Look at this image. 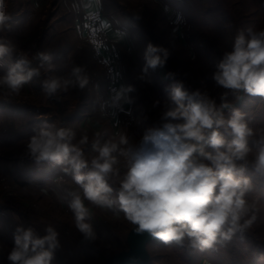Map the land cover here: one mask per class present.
<instances>
[{
    "label": "clouds",
    "instance_id": "1",
    "mask_svg": "<svg viewBox=\"0 0 264 264\" xmlns=\"http://www.w3.org/2000/svg\"><path fill=\"white\" fill-rule=\"evenodd\" d=\"M7 8V0H0V33L12 28ZM13 54L15 62L0 75V91L8 96L20 95L42 74L48 97L82 91L90 83L85 67L74 65L67 76H57L49 52L18 51L11 39L0 36V61ZM169 55L149 43L144 73L163 67ZM211 79L223 89L218 99L174 81L159 121L135 144L126 127L107 138L98 132L91 143L87 132L78 138L72 127L44 123L34 131L25 155L37 167L58 165L72 177L79 190H69L66 202L84 240L97 238L87 201L123 213L137 234L147 233L165 245L205 251L226 247L237 237L243 241L259 212L260 198L252 194L257 184L264 186V129L254 128L248 113L229 97L264 99V28H249L247 34L238 29ZM130 91L113 89L108 106L123 111L132 102ZM42 231L17 226L13 246L0 242V255L9 264H53L61 247L59 232L53 224ZM258 259L264 261V253Z\"/></svg>",
    "mask_w": 264,
    "mask_h": 264
},
{
    "label": "rangeland",
    "instance_id": "2",
    "mask_svg": "<svg viewBox=\"0 0 264 264\" xmlns=\"http://www.w3.org/2000/svg\"><path fill=\"white\" fill-rule=\"evenodd\" d=\"M57 2L7 0L12 28L0 36L11 39L18 51L56 53L52 62L57 66V76H67L74 65L85 67L90 83L82 91L73 89L61 93L59 98L48 97L42 91V74L25 85L18 96L0 91V197L13 213L22 214L21 223L12 222V242L2 243L9 249L13 246V233L19 225L33 226L43 235L45 225L53 224L61 244L53 264H104L110 256L128 249V237L135 226L123 213L86 201L97 238L84 240L74 227V216L66 202L69 190H79L72 177L63 174L58 165L37 167L25 155L28 139L44 123L72 127L78 138L87 132L90 143L98 132L101 138L115 134L111 118L100 114L106 99V71L94 58L85 36L76 30L66 32L68 24L58 22L57 17L64 19L68 10ZM102 3L104 13L126 39L119 50L124 80L132 89V110L138 116L136 125L128 128L132 144L157 124L174 81H183L189 90H207L218 99L223 89L215 86L211 74L223 52L231 49L236 31L242 29L247 34L249 28H264V0ZM75 11L80 17L83 14L77 4ZM22 14H28L27 19L15 20ZM149 43L162 46L170 55L163 67L144 73L143 54ZM15 59L13 54L0 61V75ZM229 100L248 113L254 128L264 129V99L244 96L236 101L230 96ZM157 101L160 103L156 104ZM86 117L87 121L79 122ZM252 195L260 198L259 212L243 241L237 237L218 250L192 251L186 245H165L155 240L147 245L142 264H264L258 259L264 253V186L257 184ZM61 197L65 199L62 201ZM0 264H9L6 256L0 255Z\"/></svg>",
    "mask_w": 264,
    "mask_h": 264
},
{
    "label": "built area",
    "instance_id": "3",
    "mask_svg": "<svg viewBox=\"0 0 264 264\" xmlns=\"http://www.w3.org/2000/svg\"><path fill=\"white\" fill-rule=\"evenodd\" d=\"M81 25L94 58L107 74V96L100 109V114L117 121L120 130L125 127L127 129L133 127L138 120V116L133 110L123 108V111H120L108 106L112 90L119 89L124 84V71L119 47L109 43V36L102 24V14L100 12H84Z\"/></svg>",
    "mask_w": 264,
    "mask_h": 264
},
{
    "label": "crops",
    "instance_id": "4",
    "mask_svg": "<svg viewBox=\"0 0 264 264\" xmlns=\"http://www.w3.org/2000/svg\"><path fill=\"white\" fill-rule=\"evenodd\" d=\"M60 6L62 5L63 7L65 6L66 10H70L71 12L68 13L67 11V16L63 19L60 17H57L58 22H62L63 24H68L66 26V32H70V30H76L79 31L80 33H83V30L81 29L82 25V18L84 16V12H100L102 14V24L104 26V28L106 29L108 36H109V43L111 45L114 46H118L119 48L125 44L126 39L125 36L122 32V30H120L116 24L110 20L109 17H107V15L104 13L103 11V3L102 0H58L57 2ZM76 4L78 6H80V8L82 9L83 14L80 16H78V14H76L75 12V7ZM58 5V6H59ZM20 12L22 11L19 10ZM16 19H22L25 20L28 17V14L24 15H19L16 16ZM70 29V30H69ZM56 53L51 54L52 59H54ZM123 87L128 88L127 84L124 80V84ZM105 95L107 96V84H106V93ZM128 97L131 99V103L129 104H125L123 106L124 109L126 110H132V108L134 107V103L131 97V93L128 92L127 93ZM106 98V97H105ZM83 119V120H82ZM89 118H81L80 119V123H84L85 121H87ZM82 121V122H81ZM78 122V123H79ZM110 123L112 124V127L114 129L115 134H118L121 130L119 129V125L117 121L114 120H110ZM14 210L10 209V206H8L7 204H5V202L2 200V198L0 197V241H4L7 240L9 243L12 242V222L15 221L17 223H21V218H20V213H13ZM16 212V211H15ZM20 214V215H19ZM261 263H264V261H262Z\"/></svg>",
    "mask_w": 264,
    "mask_h": 264
},
{
    "label": "water",
    "instance_id": "5",
    "mask_svg": "<svg viewBox=\"0 0 264 264\" xmlns=\"http://www.w3.org/2000/svg\"><path fill=\"white\" fill-rule=\"evenodd\" d=\"M155 240L147 233L137 234L133 228L128 237V249L110 256L104 264H142L147 245Z\"/></svg>",
    "mask_w": 264,
    "mask_h": 264
}]
</instances>
